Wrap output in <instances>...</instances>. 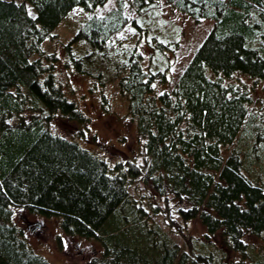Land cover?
Masks as SVG:
<instances>
[{
  "label": "trees",
  "instance_id": "trees-1",
  "mask_svg": "<svg viewBox=\"0 0 264 264\" xmlns=\"http://www.w3.org/2000/svg\"><path fill=\"white\" fill-rule=\"evenodd\" d=\"M107 1L0 0V264H51L15 225L14 207L59 216L65 234L100 243V253L86 264H223L211 251L195 249L192 239L185 252L162 230L139 223L144 212L129 193L136 180L159 198L187 205L177 209L180 218L199 221L207 237L219 233L240 258L234 264H246L254 247L245 238L264 240V158L254 177L260 184L243 173L245 156L253 164L264 156V114L253 106L252 87L239 78L264 82V0H164L194 22L212 21L170 90H156L169 77L151 68L168 48L140 23L160 0H131L139 20L117 0L65 44L67 69L95 87L113 84L127 98L142 165H110L51 128L55 119L74 122L84 136L89 119L66 98L58 57L43 53L41 44L74 7L94 11ZM133 27L139 38L122 45L132 42ZM128 28L133 34L121 41ZM141 36L155 47L146 66L137 48ZM248 132L255 141L247 155L237 146L227 151ZM252 261L264 264V254Z\"/></svg>",
  "mask_w": 264,
  "mask_h": 264
},
{
  "label": "rangeland",
  "instance_id": "rangeland-1",
  "mask_svg": "<svg viewBox=\"0 0 264 264\" xmlns=\"http://www.w3.org/2000/svg\"><path fill=\"white\" fill-rule=\"evenodd\" d=\"M116 1L108 0L102 7L94 11H88L81 6L74 7L54 29L53 35L42 42L43 53L55 54L58 57V62L55 65L56 74L66 98L73 101L89 119L88 133L84 136L79 135V128L74 122L55 119L51 123V128L58 134L77 139L78 143L106 160L110 165L126 160H132L142 165L143 152L135 121L127 112V98L115 90V85L111 84L104 88L99 85L95 87L88 76L76 74L64 65L66 61L65 44L91 16L105 14L115 7ZM123 1L125 14L129 18H138L137 20H139L135 7L131 4L132 1ZM30 12L32 15L34 14L32 9ZM148 12L152 14L147 17L143 15L140 23L144 20L141 24L148 29V35L154 34L168 48V51L164 53L165 58L163 55L157 54L154 57L158 62H154L151 66L155 71H167L169 77L168 83L166 85L158 83L156 90H170L183 67L190 61L195 49L209 32L212 21L194 22L189 16L167 5L164 0H160L158 8ZM133 29V32L136 31L134 34L129 28L121 33L119 37L121 41L133 34L130 39L132 42L126 39L122 41V45L130 46L139 38V30L134 27ZM148 38L150 39V37ZM137 48L142 56L143 65H148L147 59L155 52L154 45L147 42L146 37L141 36ZM239 80L246 87H252L251 95L255 101L253 106L261 114H264V82L252 83V80L244 76ZM102 93L105 94L106 102L103 100ZM15 121L16 119L13 118L10 122L14 123ZM241 137L239 136V139L235 140L227 151L233 150V147L237 146L241 148V155H247L252 149L255 139L251 138L250 132ZM260 149L264 153L261 144ZM244 158L246 167V172L243 168L244 175L251 182L260 184L259 180H254V177H256L255 174L260 173L259 165L263 164L264 156L259 159L260 163L257 162V164L249 162L251 160L249 155ZM129 193L135 205L144 212L138 219L139 223L147 221L146 226L162 230L179 245L182 251L189 252L191 250L188 240L192 239L195 249L203 252L211 251L215 260H223V264L239 263L240 258L227 247L219 233L207 237L206 230L199 221L192 219L184 222L180 218L177 209L186 208L187 205L180 203L172 196H169L167 200H164L163 197L159 198L148 185L140 180L129 185ZM12 210L13 221L17 227L23 230L30 248L44 256L51 264H86L91 257L100 253L101 245L96 240L65 234L62 231L59 216L43 217L21 207H14ZM126 211L129 210L124 208L123 213ZM128 218H134L132 213ZM245 240L254 247L253 250H249L250 256L246 260V264H251L254 257L264 254V240L253 237H246ZM256 251H258L257 254Z\"/></svg>",
  "mask_w": 264,
  "mask_h": 264
},
{
  "label": "snow or ice",
  "instance_id": "snow-or-ice-1",
  "mask_svg": "<svg viewBox=\"0 0 264 264\" xmlns=\"http://www.w3.org/2000/svg\"><path fill=\"white\" fill-rule=\"evenodd\" d=\"M29 15H31V12H29Z\"/></svg>",
  "mask_w": 264,
  "mask_h": 264
}]
</instances>
